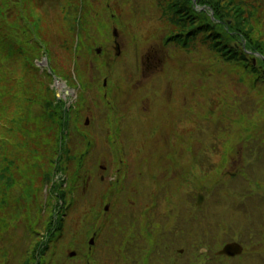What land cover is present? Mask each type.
I'll return each mask as SVG.
<instances>
[{
    "label": "rangeland",
    "instance_id": "1",
    "mask_svg": "<svg viewBox=\"0 0 264 264\" xmlns=\"http://www.w3.org/2000/svg\"><path fill=\"white\" fill-rule=\"evenodd\" d=\"M0 0V37L5 36L7 40L14 42V33H13V27H17L18 30H22L24 28L29 29L30 26L34 28L36 32H41V33H50L54 35H63L66 36L68 34H71L74 29L77 28V26L84 31L90 32L93 34V41L89 39H85L82 41V51L85 55L89 56L90 51L92 50V47H95L96 45L102 46V49L104 51L105 55V49L106 46L101 42V40L104 39V37L108 34L110 37V30L112 28V24H114L117 20L124 19L122 22V25L124 28H122L119 32V43L122 49V58L119 57L117 59L121 60L118 62V64H115L114 67L111 70V76L109 78V85L114 88V92L116 93V98H122L124 97L128 91H127V86L125 84H121L118 82L119 76L117 73V70L119 67L118 65H129L127 63H133L138 65V57H139V65L140 66H157L156 70H160L161 68H164L165 65H173L174 67H179L181 66L182 69H187V68H192L194 67V64L191 63L188 60H185V58H174L171 57L172 51H167L163 50L160 47V42L158 43V40L160 37L165 38L170 30H174V26L169 24L167 33L163 35V28H166L168 22L160 17L158 20L150 23L151 19L155 15H159V13H156L154 11L155 5H164L166 0H138L140 5L138 6H132V3L127 2V0H109L110 6L109 9L106 10L104 13L100 14V16L94 17L93 19H87L85 17L79 16V21L76 22L74 17H77V14L74 10L70 9V7L66 4L68 0H63L62 6L59 8L57 4H54L53 7L50 9L49 13H45V15L42 13L41 10L35 9L32 4L30 3V0ZM91 1L93 6L97 9H100L99 5L102 3V1H93V0H87ZM231 1V3H229ZM261 0H216L217 8H224L226 15L224 18L227 21H231L232 19L230 18L235 12V10H231L230 7L232 5L239 6L243 9V13L241 14V18H243L242 22L240 23L238 19V25H234V28L239 30L240 29H248L249 28V37L250 39L253 40V42L260 43V49H262L263 54H264V17H263V6L260 4ZM78 3L74 4V7H77ZM8 6H13L14 10L13 12H10L11 10H8ZM142 6L147 7V15L146 12L142 14ZM140 9L138 10V8ZM21 11L22 17L24 18V21L21 23L17 21L15 23V16L18 15V11ZM16 11V12H15ZM251 14L254 20V25H252V30L250 28V24L248 22H251L250 17H248V14ZM127 17V18H125ZM131 20H129V19ZM134 21V22H133ZM28 23V24H27ZM234 21H231L230 24H234ZM105 29V30H104ZM75 33V32H74ZM73 33V34H74ZM162 34V36H161ZM160 35V36H159ZM205 35V34H204ZM163 38L161 40H163ZM60 39V36H59ZM26 42V41H25ZM200 42L199 39L195 40L192 45L196 47V44ZM239 44V43H238ZM70 46V44L68 45ZM205 47H207L205 45ZM26 48V47H24ZM108 49L111 50V53L114 54L113 50V44L107 46ZM136 50V51H135ZM135 52V53H134ZM26 54H27V48H26ZM134 54V55H133ZM59 58L63 59V62L69 61L71 59V50L66 49V51H61L59 52ZM166 56V58H165ZM213 56L215 55V52L213 51ZM264 59V56H262ZM179 60V61H178ZM183 63L182 65H180ZM162 65V66H161ZM159 68V69H158ZM202 69V68H201ZM133 70V69H132ZM198 70V69H194ZM173 73L172 68L167 66V69L162 71V74L164 76H171ZM191 73V72H190ZM186 74L189 75V70L186 71ZM177 77V75H176ZM195 77V76H194ZM161 76L157 81L154 82V86L158 85L160 82ZM131 81H135L134 84V89L139 86V77L137 78L136 76H132L130 78ZM170 83L167 84L166 82L162 84L164 88L161 89L160 91H157L155 94L158 97L164 96V98H168V88L169 86H173L175 88V92L179 94V90L175 85L173 84H179V81L176 80L174 81L173 78H170ZM132 84V85H133ZM206 88H212L211 84H208L206 82L205 85ZM163 92V93H162ZM183 95V93H180ZM179 94V95H180ZM137 96H142V90L140 89L139 92H136ZM181 95V96H182ZM195 95L196 98H200L201 95L204 96L202 93L200 86L197 84L195 86ZM145 100V105L147 103L146 101V96H143ZM149 97V96H148ZM115 99H109L108 104H107V110L106 111H111L108 113L110 116L114 117L112 120L114 124L120 125V122H131V120L123 118L122 115L120 114L119 111L116 110L117 105ZM197 101V99H195ZM210 103L207 101L206 105L208 106L209 110H212L213 112L209 111V113H197V121L196 123L194 121H187L186 119L180 121L178 123L177 121L173 122L172 129L168 130L167 132V139H168V144L169 145H174L175 143L177 144V147L179 150L182 151L183 154V159L185 160L187 157L188 150L186 149L190 143H191V134L195 130H199L202 133L208 134V133H213V130L216 129L218 122H222V128L224 130H227V123L223 119V116H216L217 114H220L223 112V107L226 105V103L229 101V97H223L221 100H218L217 98L210 97L209 99ZM152 104L150 106L151 108V117H153V114L155 113V108H154V102L155 98L151 100ZM135 103V102H134ZM158 105V102H156ZM216 104V105H215ZM113 105H116V108L113 107ZM134 104L132 103L129 106L127 114H132L134 109H131ZM167 107L170 108V110L174 109V104H166ZM98 108V107H97ZM23 108L21 106L15 108L16 114L11 116V120L7 121L9 128H4L1 127L0 129V148H6L5 144H9V147L12 156L15 157L17 155V150H16V145L21 142V137H20V128H21V119L24 117L23 115ZM233 111L230 109V112ZM196 112V111H194ZM194 114V113H193ZM8 114H6L7 116ZM133 115V114H132ZM199 115H202L204 117H201ZM207 115V116H205ZM16 116H19L18 120H16ZM137 119H134L138 124L143 125V129L145 128V125L149 123L150 117L144 113H142L141 116L136 117ZM159 121V120H157ZM2 116L0 118V125L3 124ZM261 122H264V117L259 116L257 125ZM232 122H229V126H231ZM170 123H166L168 125ZM224 131L221 130V134ZM186 136V137H185ZM243 136L247 137L245 134ZM185 137V139H184ZM4 139V140H3ZM155 141L148 142L146 146V162L153 163L155 161V157L153 156L155 153H152V147L155 146V144L158 142L159 146L162 145L161 141L158 140L157 138L154 139ZM199 144L201 145H206L204 143H200L198 140L195 142L193 149V154L196 155L197 153L200 155L202 154V149L200 148ZM261 146L264 145V143H260ZM208 145V144H207ZM151 147L150 149H148ZM102 152L100 153V157L105 161L106 159V151L104 149V144L101 145ZM222 148L219 146L218 148H214V150H211L212 153H209V161L210 165H207L206 159H207V154L208 151L204 155H201L197 161L196 159L194 160V163L197 162V168L192 167V171H190L189 176L186 178V175H182L179 177L177 180H183L186 178L184 181V184L182 188L177 189L173 185V183L169 182L168 180V173L175 171V173L182 172L181 170L185 171V166H181L180 163H177L172 166V168H166V162L167 160L172 159L170 154L167 156H164L163 158H157V165L162 166L163 168L160 169V172H158L155 177L154 182H150L149 184V194H151V191L155 194V196H164L168 195L171 199V202L176 203V201L181 202L184 200L182 203L183 206H186L188 208H192L193 206V201H195V198L198 194V192H205V194L208 197V200L211 204V207L214 206V209L212 208V213H214V219H211L210 222L206 221H199L195 222L197 227L201 226V229L198 231L197 234L191 235L188 240L185 243H180L175 246L177 247L176 252L178 251V248L183 247L185 249V253H187V256L190 258H193V262L196 263V256L198 255V249L200 246H203L210 250L211 248L217 247V242H221L225 240H230L229 237H234L238 236V233L247 230L249 227L251 228V231L258 229L259 233H264V206L263 207H258L256 209L261 210L258 213L263 214L261 217H253V220L249 221V218L247 214L244 213L243 209L240 207L238 203H234L233 201L229 200L228 197L225 199L222 198L218 202H216L215 199V193L218 191H214L215 186L213 184L214 179H216V176L214 174H210L208 171L210 167H213L214 170L217 171L214 167H220L223 165V169L225 168L227 173H226V178H228L229 185L231 184L233 187H236V189H240L242 185H245L247 183L246 179L238 178L235 177L236 174H238V169L239 164L237 160L234 158H231L224 163L222 160L223 158H220L222 155ZM167 152V151H166ZM264 150H261V153L257 155L256 157L259 160L264 161L263 157ZM153 156V157H152ZM185 156V157H184ZM175 159V158H174ZM93 161H94V156H91L90 159V168L83 171L84 174H86V171L90 170L93 166ZM144 161V159H140L138 165ZM158 161H162L161 164ZM186 161V160H185ZM185 161L183 163H185ZM170 164V163H168ZM200 164H203L201 166ZM176 169V170H175ZM222 169V168H221ZM222 169V172H223ZM156 169H152L151 172H155ZM15 171L14 167H11V172ZM139 171V170H138ZM246 174V176H252L254 180V187H251L252 189H257V187H262L264 186V182L260 181L256 176L250 175L249 172L246 170L243 172ZM230 176V177H229ZM259 178L263 179L264 174L263 171L258 175ZM55 181V177L54 180ZM149 183V182H148ZM80 184L81 180L77 181V188L75 190L76 193H80ZM135 188L137 189L139 195L138 198L141 199L142 192L140 191V187L138 186L139 182L136 177H134L133 181ZM200 185V186H199ZM34 186L40 187V183L37 180L34 183ZM138 186V187H137ZM66 187L67 190L70 188V183L66 186H62V188ZM166 188V190H165ZM13 189V191H12ZM170 189V192H169ZM203 191V192H202ZM220 191V190H219ZM14 192L15 195H18L19 193V185L13 184L11 191L9 192L8 195L11 196V194ZM165 192V194H164ZM42 198L44 195L40 193ZM19 195L24 198L25 195H22V192L19 193ZM253 192L249 193V197H251ZM3 196V189L0 190V198ZM46 197L48 198V202H52L53 199L51 198V194H46ZM37 196H35V199ZM259 200L264 201V188L262 191L258 194ZM9 199V205L5 207L4 212H2L0 208V252H4L5 249H9L11 247L15 248L14 253L20 249V247L25 246L28 244V240L30 238L27 236V234L30 232L31 228L37 226L33 225L32 227L27 224L26 221L33 222L36 219H34L35 214V204L32 205L31 209V214H22L20 215L21 221L20 222L17 219V216H13L14 211H23L25 212V205L23 204V199L20 197L17 198V200L14 202L12 201V196ZM128 198H124L123 194H120L118 197V202L116 203L117 207H121L127 200ZM245 200V199H244ZM249 202L246 201L244 205L246 206ZM151 209H152V215H157L160 216L161 212L158 211V205L156 203H151ZM29 208V207H28ZM203 209V208H202ZM202 209L198 210L200 212ZM263 210V211H262ZM75 210H72L70 212L71 218H68L67 220H70V223H66L63 231H61V236L62 239L59 241L57 246L55 247L56 253L50 251L48 252L46 261L51 260L52 264H57L60 259H64L67 262V264H75L76 261L73 259L69 258V253L73 251L77 252V250L80 252V249H77V244L82 241L88 240V237L90 236L89 234L91 233V224L87 223L83 226H81V223L76 220L78 215V211H76V214L72 213ZM124 213L127 215L125 217V220H116L115 224H118L115 227V235L116 239H124L126 237H130L131 235L135 234L134 230V225L131 223V220H133V223L136 222V219H133L132 215H130V208H124ZM172 209L168 210V212L171 214ZM1 212L3 214H1ZM82 213V211H81ZM80 213V214H81ZM186 220L187 222H192L190 221V214L186 212ZM152 218H156L155 216H152ZM17 219V220H16ZM45 221V220H42ZM162 220L159 219L158 222H161ZM202 224V225H201ZM84 227V231L81 232V229ZM84 232H86V236H84ZM90 232V233H89ZM89 233V234H88ZM172 236H175L174 233H172ZM114 236L112 235V238ZM136 237V235H134ZM83 238V239H81ZM39 238H35L33 241V245L38 241ZM62 241V242H61ZM250 246L247 247L246 249V254L249 253H254L255 250L258 251V253L264 254V236L260 240H254ZM75 244V246L73 245ZM164 246V245H162ZM201 249V248H200ZM217 249V248H216ZM193 251L196 252L197 254L193 255ZM0 253V261L2 259ZM52 255H56L53 256ZM176 254H171L170 256H173ZM15 256V255H14ZM195 256V257H194ZM209 255L207 256V258ZM260 257V256H259ZM198 258V257H197ZM28 259V258H27ZM42 259V257H41ZM44 259V258H43ZM70 259V260H68ZM254 258L252 255H248V257L244 258V260L241 259H234L233 261H227L226 264H251L253 262ZM75 262V263H74ZM177 263V262H176ZM28 264H44L43 262H38L32 260ZM97 264H108V263H97ZM142 264H145L144 262ZM259 264V263H257ZM262 264V263H260Z\"/></svg>",
    "mask_w": 264,
    "mask_h": 264
},
{
    "label": "trees",
    "instance_id": "2",
    "mask_svg": "<svg viewBox=\"0 0 264 264\" xmlns=\"http://www.w3.org/2000/svg\"><path fill=\"white\" fill-rule=\"evenodd\" d=\"M186 1L187 2H183L184 11L179 10L178 13L181 12V14L186 19H188L189 21L191 20V22H194V21H196V20H194V18L199 17V16L191 8L190 0H186ZM208 2L210 3L211 7L214 9L217 19L220 20L219 24L215 25V26H217V29H219L221 32H224L225 34H227L229 32H231V33L235 32L237 34H244V35H246V39H248V41L250 43H252L255 46L260 45V43L255 44L253 42V40L250 39L249 32H248L249 28L248 29H245V28L240 29V31L234 28V25H238V23H237L238 19H239L240 23H243L242 22L243 18H241V14L243 13V9L241 7L236 6V5H232V7H230L231 10H235L234 11L235 13L230 17L232 19L231 21H234L235 23L233 25L232 24L228 25V23H227L228 21L224 18V16L226 15L224 8H220V7L217 8V5H219V4H216V0H208ZM229 3H231V1ZM209 23H210L209 19L206 18L205 19V25H207ZM248 23L250 24V28H251L252 23L251 22H248ZM251 30H252V28H251ZM233 37H235V35ZM239 59L241 61H244V64H245V60H244L242 55L240 56ZM251 71L256 76L259 74L258 71H255L254 69H251ZM30 93H34V91H30ZM48 102H49V106H47V108L49 110V115L51 117H53L54 119H57L59 124H63L65 122V119H66V112L64 113L62 111V106L56 107L52 102H50V101H48ZM35 103L40 104V105H45L44 98L42 97V95L38 96V99L35 100ZM63 153H64V151L62 149H60L58 146H56L55 164L59 163L62 160ZM52 222H53L52 218H50V222H48V225H46L48 227L46 237H48V238L54 237L56 235V232H58L60 229V224H59L58 220L56 221L57 224H53ZM141 236L143 237L144 242L149 243V244L152 243L153 238H152L151 229L149 228V223L147 225H145Z\"/></svg>",
    "mask_w": 264,
    "mask_h": 264
},
{
    "label": "water",
    "instance_id": "3",
    "mask_svg": "<svg viewBox=\"0 0 264 264\" xmlns=\"http://www.w3.org/2000/svg\"><path fill=\"white\" fill-rule=\"evenodd\" d=\"M240 251H241V247L236 243H232L226 245L222 250V252H219L218 254L225 253L227 255L233 256V254L240 253Z\"/></svg>",
    "mask_w": 264,
    "mask_h": 264
}]
</instances>
